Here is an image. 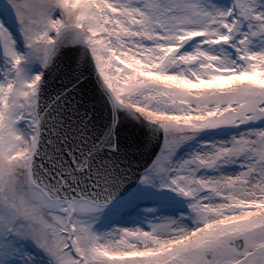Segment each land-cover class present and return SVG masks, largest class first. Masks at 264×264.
<instances>
[{
	"label": "snow or ice",
	"instance_id": "obj_1",
	"mask_svg": "<svg viewBox=\"0 0 264 264\" xmlns=\"http://www.w3.org/2000/svg\"><path fill=\"white\" fill-rule=\"evenodd\" d=\"M0 264H264V0H0Z\"/></svg>",
	"mask_w": 264,
	"mask_h": 264
},
{
	"label": "water",
	"instance_id": "obj_2",
	"mask_svg": "<svg viewBox=\"0 0 264 264\" xmlns=\"http://www.w3.org/2000/svg\"><path fill=\"white\" fill-rule=\"evenodd\" d=\"M74 47V46H73ZM60 79L57 78L53 83V89L59 85ZM68 81L65 82L67 86ZM50 95H55L53 91ZM71 95L77 96L78 99L82 101L80 105V111L86 110L89 113L90 122L93 124L94 131L102 134L103 129L106 127L107 123L110 120V103L106 102L103 93L98 88V85L95 80L92 79V75H89L88 78L82 83V95L78 93H72ZM139 134V129L135 127V122L131 120V117H128L126 114L121 116L120 123L117 125L116 137L121 143L122 146L129 145L134 139L133 133ZM157 149L155 145H153Z\"/></svg>",
	"mask_w": 264,
	"mask_h": 264
}]
</instances>
